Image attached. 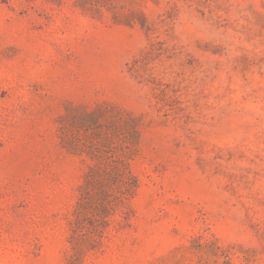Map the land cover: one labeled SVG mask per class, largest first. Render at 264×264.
Returning a JSON list of instances; mask_svg holds the SVG:
<instances>
[{"label": "rangeland", "instance_id": "obj_1", "mask_svg": "<svg viewBox=\"0 0 264 264\" xmlns=\"http://www.w3.org/2000/svg\"><path fill=\"white\" fill-rule=\"evenodd\" d=\"M0 264H264V0H0Z\"/></svg>", "mask_w": 264, "mask_h": 264}]
</instances>
